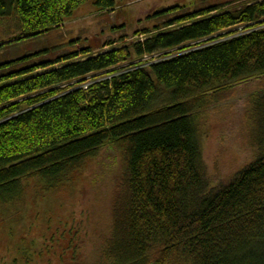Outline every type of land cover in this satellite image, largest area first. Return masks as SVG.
Segmentation results:
<instances>
[{
	"label": "trees",
	"instance_id": "16d2710c",
	"mask_svg": "<svg viewBox=\"0 0 264 264\" xmlns=\"http://www.w3.org/2000/svg\"><path fill=\"white\" fill-rule=\"evenodd\" d=\"M89 1L0 0V18L15 14L20 31L0 48L64 26ZM145 21L154 24L119 46L56 59L46 48L0 65V216L30 211L32 191L58 195L112 149L123 178L103 264H264V89L249 109L257 156L226 184H211L201 117L264 79V0L174 6ZM54 227L51 242L22 236L0 264H74L80 229ZM50 243L67 260L54 261Z\"/></svg>",
	"mask_w": 264,
	"mask_h": 264
},
{
	"label": "rangeland",
	"instance_id": "374dc122",
	"mask_svg": "<svg viewBox=\"0 0 264 264\" xmlns=\"http://www.w3.org/2000/svg\"><path fill=\"white\" fill-rule=\"evenodd\" d=\"M249 1L254 0H116L114 10L101 12L94 0H90L64 26L1 47L0 65L46 48L51 51L50 56L56 59L81 46L101 49L111 42H116L115 46L121 45V38L137 40L140 37L135 35L136 31L151 28L154 24L146 23L147 16L174 6L193 11L216 5H228L232 8ZM17 23L15 14L13 17L0 18V42H8V38L19 35ZM233 30L241 32L242 26ZM229 31L231 30L225 33ZM70 43H74V46ZM145 60H149V57ZM129 65L130 63H123L119 68L126 69ZM99 75L101 74L86 77L84 85ZM263 89L264 79L245 82L238 85L224 102L201 113L204 161L213 186L228 183L243 166L257 156L249 109L253 93ZM122 178L120 155L116 150L105 149L58 195L38 197L32 191L28 199L30 211L23 215L20 213L13 220L0 216V258L9 253V248L13 250L21 245L22 236L27 242L32 237L39 241L42 236L51 242L47 227L53 223L55 229L59 225L80 229L74 264H103L104 259L101 261L100 254L111 233L114 221L113 203L118 196ZM50 246L57 252V259L54 261L62 258L67 260L58 246L54 248L52 243Z\"/></svg>",
	"mask_w": 264,
	"mask_h": 264
}]
</instances>
